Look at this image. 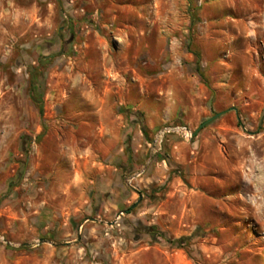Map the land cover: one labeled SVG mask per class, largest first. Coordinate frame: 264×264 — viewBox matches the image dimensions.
I'll use <instances>...</instances> for the list:
<instances>
[{
  "label": "rangeland",
  "instance_id": "rangeland-1",
  "mask_svg": "<svg viewBox=\"0 0 264 264\" xmlns=\"http://www.w3.org/2000/svg\"><path fill=\"white\" fill-rule=\"evenodd\" d=\"M0 264H264V0H0Z\"/></svg>",
  "mask_w": 264,
  "mask_h": 264
},
{
  "label": "trees",
  "instance_id": "trees-1",
  "mask_svg": "<svg viewBox=\"0 0 264 264\" xmlns=\"http://www.w3.org/2000/svg\"><path fill=\"white\" fill-rule=\"evenodd\" d=\"M196 58L198 60V55H196ZM37 69H33L30 73V80H29V93H30V96H31V99L32 101L38 106V111H39V115L42 116L43 114V104H42V101L39 100V98L36 97L35 93H34V85H33V81H34V74L36 72ZM197 72L199 74V76L201 77V79L204 81V76L202 74V72L200 71V69L198 68L197 69ZM205 84L208 86V83L206 81H204ZM130 138L128 137L127 138V143H126V150H127V153H128V159L131 160L130 158ZM148 230L150 232H152V234H159L160 236H162L165 240L166 238L164 237V235L162 233H160L159 229L157 227H149ZM169 242V240H167Z\"/></svg>",
  "mask_w": 264,
  "mask_h": 264
},
{
  "label": "built area",
  "instance_id": "built-area-1",
  "mask_svg": "<svg viewBox=\"0 0 264 264\" xmlns=\"http://www.w3.org/2000/svg\"><path fill=\"white\" fill-rule=\"evenodd\" d=\"M168 133H176L178 135H180L183 139H185L186 141H189L190 139H192V132L190 130H188L185 127H171V128H167L162 130L158 135H157V139L162 138L163 135L168 134Z\"/></svg>",
  "mask_w": 264,
  "mask_h": 264
},
{
  "label": "water",
  "instance_id": "water-1",
  "mask_svg": "<svg viewBox=\"0 0 264 264\" xmlns=\"http://www.w3.org/2000/svg\"><path fill=\"white\" fill-rule=\"evenodd\" d=\"M223 113H216L213 117H211L210 119L202 122L196 129L195 131L192 133V137H195L199 131L201 129H203L208 123H210L211 121L215 120L216 118H218L220 115H222ZM41 242H45L44 240H41Z\"/></svg>",
  "mask_w": 264,
  "mask_h": 264
}]
</instances>
